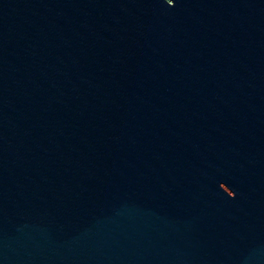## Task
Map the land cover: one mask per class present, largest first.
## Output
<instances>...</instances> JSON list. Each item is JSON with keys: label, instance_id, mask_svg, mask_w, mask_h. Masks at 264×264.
Here are the masks:
<instances>
[{"label": "water", "instance_id": "95a60500", "mask_svg": "<svg viewBox=\"0 0 264 264\" xmlns=\"http://www.w3.org/2000/svg\"><path fill=\"white\" fill-rule=\"evenodd\" d=\"M0 264H264V0H0Z\"/></svg>", "mask_w": 264, "mask_h": 264}]
</instances>
